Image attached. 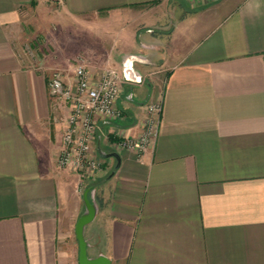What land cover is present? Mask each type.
Segmentation results:
<instances>
[{
	"label": "crops",
	"instance_id": "crops-1",
	"mask_svg": "<svg viewBox=\"0 0 264 264\" xmlns=\"http://www.w3.org/2000/svg\"><path fill=\"white\" fill-rule=\"evenodd\" d=\"M188 1L0 0V264H78L83 192L57 164L67 109L47 89L54 68L71 77L73 64L35 52L41 38L25 28L36 7L89 42L92 75L132 56L140 76L123 83L125 118L97 124L96 148L109 155L87 181L97 206L88 255L264 264V0ZM168 10L178 12L170 23L136 22ZM96 41L108 46L92 53ZM152 102L162 105L153 146L114 147L115 135L143 130Z\"/></svg>",
	"mask_w": 264,
	"mask_h": 264
},
{
	"label": "built area",
	"instance_id": "built-area-1",
	"mask_svg": "<svg viewBox=\"0 0 264 264\" xmlns=\"http://www.w3.org/2000/svg\"><path fill=\"white\" fill-rule=\"evenodd\" d=\"M123 70V69H122ZM125 78L123 71L105 66L94 76L84 58H78L73 66L72 76H66L54 68L47 83L48 94L55 101L65 104L67 109L62 130V148L57 164L77 175L78 190L84 182L105 162L98 154V121H115L125 118V111L118 106V99ZM143 130L135 136L115 135L112 143L116 148H127L141 155L153 146L160 121L162 105L148 103Z\"/></svg>",
	"mask_w": 264,
	"mask_h": 264
},
{
	"label": "rangeland",
	"instance_id": "rangeland-1",
	"mask_svg": "<svg viewBox=\"0 0 264 264\" xmlns=\"http://www.w3.org/2000/svg\"><path fill=\"white\" fill-rule=\"evenodd\" d=\"M186 3L188 4L189 8H192L191 5L189 4L188 0H185ZM182 9V13H186L188 11V7H186V5L181 7ZM178 12H173L170 10L167 11V15H163L160 12H151V14H149V16L147 17H142L140 19H138L136 22L142 24V22L147 23V21H151L152 23H158V24H164V23H170V21H174V18L177 17ZM179 13H181V11H179ZM58 13H56L54 10H44V9H40V8H34L31 10V12L28 13L27 16V21H28V25L26 26L25 29H27V33L30 34V39L31 37L34 35L35 38H37L38 36H40L41 41L40 44L36 47L35 52H38L39 50H43V51H48L49 52V56L53 62H61L62 64H66V63H72L73 66L75 64V62L78 60V58H84L86 56V50L83 48L85 46L88 45V41L87 44L83 42L82 45L77 43H74V34L71 33L66 26H64V22H61V17L59 15H57ZM155 15V16H154ZM126 21V20H124ZM125 25V23H124ZM104 27L102 26H97L94 29L96 30H102ZM115 29V28H114ZM127 28L123 29V31H126ZM119 33L121 32L120 28L116 29ZM124 34V33H123ZM158 35H162V33L158 32ZM114 35V34H113ZM74 37V38H73ZM123 38L122 36H119L120 38ZM30 39H28V42L30 41ZM90 45V44H89ZM93 48H92V53L93 51L97 52V50L102 49V46L106 45L108 46V44L106 42H100V41H96L95 43H93ZM40 48V49H37ZM58 57L61 58V60L59 61ZM74 172V171H72ZM76 174V172H74ZM77 177V175H76ZM89 179H86L84 182V187L83 189L80 191L78 190L77 184H76V189L79 193H82L85 188L87 187V181Z\"/></svg>",
	"mask_w": 264,
	"mask_h": 264
},
{
	"label": "water",
	"instance_id": "water-1",
	"mask_svg": "<svg viewBox=\"0 0 264 264\" xmlns=\"http://www.w3.org/2000/svg\"><path fill=\"white\" fill-rule=\"evenodd\" d=\"M134 57L127 56L123 66V75L128 80L140 81V76H136L132 68ZM98 152L102 157H107L109 154L102 152L100 146H97ZM113 155L117 156L115 153ZM84 211L77 218L75 223V236L78 242V264H110L108 258L103 254L89 256L87 253V241L84 237L85 226L90 223L96 214V203L94 201V189L86 187L83 191Z\"/></svg>",
	"mask_w": 264,
	"mask_h": 264
}]
</instances>
